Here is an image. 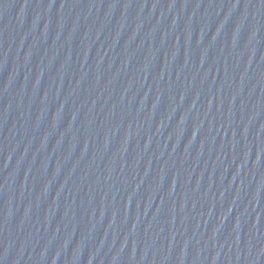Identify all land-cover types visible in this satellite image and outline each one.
Instances as JSON below:
<instances>
[{
  "label": "water",
  "instance_id": "water-1",
  "mask_svg": "<svg viewBox=\"0 0 264 264\" xmlns=\"http://www.w3.org/2000/svg\"><path fill=\"white\" fill-rule=\"evenodd\" d=\"M0 264H264V0H0Z\"/></svg>",
  "mask_w": 264,
  "mask_h": 264
}]
</instances>
